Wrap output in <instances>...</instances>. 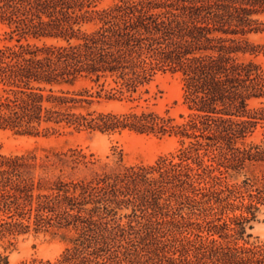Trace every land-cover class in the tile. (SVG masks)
<instances>
[{
    "label": "trees",
    "instance_id": "obj_1",
    "mask_svg": "<svg viewBox=\"0 0 264 264\" xmlns=\"http://www.w3.org/2000/svg\"><path fill=\"white\" fill-rule=\"evenodd\" d=\"M100 1L0 0V130H128L178 148L153 164L119 153L80 178L65 175L93 163L79 147L0 152V239L32 226L67 240L29 264H264L250 232L264 206V69L248 57L264 53L248 39L264 31V0ZM165 71L180 74V122L141 103ZM101 100L124 107L92 108Z\"/></svg>",
    "mask_w": 264,
    "mask_h": 264
},
{
    "label": "rangeland",
    "instance_id": "obj_2",
    "mask_svg": "<svg viewBox=\"0 0 264 264\" xmlns=\"http://www.w3.org/2000/svg\"><path fill=\"white\" fill-rule=\"evenodd\" d=\"M113 0H101L97 7L99 9L110 5ZM89 27V26H86ZM6 29L0 26V38L4 37ZM248 39L258 44L264 50V31L251 33ZM3 41H0V45ZM253 58L264 69V53ZM88 85L83 80L77 81L74 86H65L70 89H79ZM150 96L147 102L141 100L142 104H148L153 109L163 112L165 110L175 117L178 122L182 121L179 114H186L187 110L182 103V82L179 73L170 71L158 72L149 85ZM255 104V102H253ZM124 104L116 100H101L94 103L92 108L98 110H122ZM82 148L86 154H92V164L80 165L73 172L65 171V175L72 178L90 176L93 171L109 169L116 165L119 153L122 155L123 163L132 164H153L161 156H169L176 152L178 141L175 136H162L137 134L128 130L115 133H100L86 131H74L68 128L60 129L58 132L41 134L37 136L19 135L10 130H0V152L4 154H19L25 151H34L39 156L51 154L56 151H65L68 148ZM59 172L52 166L47 170L48 177H54ZM129 212L122 210L120 214ZM258 220L253 223L250 230L253 238L264 239V206L260 208ZM67 245V240L61 233L38 230L31 226L28 231L7 236L0 239V254L6 256V264L30 263L36 259L56 258Z\"/></svg>",
    "mask_w": 264,
    "mask_h": 264
}]
</instances>
